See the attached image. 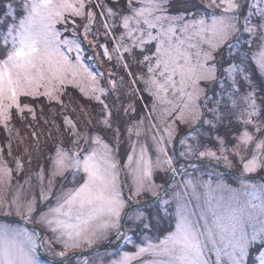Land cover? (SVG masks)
Instances as JSON below:
<instances>
[{"label": "snow or ice", "instance_id": "6c2138e0", "mask_svg": "<svg viewBox=\"0 0 264 264\" xmlns=\"http://www.w3.org/2000/svg\"><path fill=\"white\" fill-rule=\"evenodd\" d=\"M0 264H264V0H0Z\"/></svg>", "mask_w": 264, "mask_h": 264}, {"label": "rangeland", "instance_id": "374dc122", "mask_svg": "<svg viewBox=\"0 0 264 264\" xmlns=\"http://www.w3.org/2000/svg\"><path fill=\"white\" fill-rule=\"evenodd\" d=\"M21 224H22V222H20ZM29 227V226H28ZM29 228H31V227H29ZM101 255H104V253L103 252H101ZM46 259H50V257H46Z\"/></svg>", "mask_w": 264, "mask_h": 264}, {"label": "water", "instance_id": "95a60500", "mask_svg": "<svg viewBox=\"0 0 264 264\" xmlns=\"http://www.w3.org/2000/svg\"><path fill=\"white\" fill-rule=\"evenodd\" d=\"M29 227H31V226L29 225ZM41 255L43 256V253H41Z\"/></svg>", "mask_w": 264, "mask_h": 264}]
</instances>
